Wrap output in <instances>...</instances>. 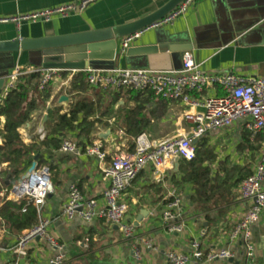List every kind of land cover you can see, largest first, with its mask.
<instances>
[{
	"label": "crops",
	"instance_id": "1",
	"mask_svg": "<svg viewBox=\"0 0 264 264\" xmlns=\"http://www.w3.org/2000/svg\"><path fill=\"white\" fill-rule=\"evenodd\" d=\"M87 0H0V19H12L54 10L66 6H79ZM169 0H94L84 10H76L67 17L54 16L50 22H16L0 24V42L16 39H40L47 36H68L103 31L137 20L167 4ZM192 48L191 51L202 71L210 76L233 73L246 78L264 79V0H197L185 14L172 23L150 28L142 32L130 48L147 46ZM129 48V49H130ZM184 52V53H187ZM162 53L136 55L117 64V68L169 72L181 68L183 54ZM37 55L29 53L0 56V72L16 69L30 74L38 69L32 63ZM127 93V92H126ZM125 92L103 91L89 88L86 92L72 93L71 86L62 91L60 84H53V95L44 110L33 115L31 121L19 133L27 146L42 149L38 166L48 168L53 192L39 207V223L50 221V232L63 246L67 264H168L170 251L189 254L191 244L198 241L207 254L213 250L233 249L236 257L231 261L212 264H244V249L233 244L230 235L250 207L241 200L237 189L216 196L217 205L208 204L200 213L192 202L194 189L191 185L179 187L176 182L179 167L168 171L167 186L174 188L183 200L185 229L183 233H169L162 221V213L168 203L166 189L154 182L151 170L142 172L125 191L124 200L130 206L128 220L137 229L140 238L152 241L153 249H142L138 260L132 242L124 240L116 227L104 221L86 223L80 218L69 221L63 214L68 201L69 188L76 185L87 200H102L108 188L99 164L85 156L63 155L50 143L52 139L72 136L81 145L100 141L109 150L117 146L122 152H134V137L127 133L123 117L142 104V115L148 120L144 133L153 143L175 136L178 131L188 130L183 119V108L178 103L160 104L146 95L132 98ZM213 93L221 94L219 87ZM211 93V94H213ZM70 101L60 103L61 97ZM81 98H90L94 105L95 129L89 138H79L78 130L65 129L55 134L57 114H67ZM1 128L4 127L5 118ZM78 126L77 123L74 124ZM246 121L236 122L229 130L207 134L198 146L212 152L214 160L205 162L211 170V178H218L228 187L234 185L244 171L252 173L260 159L263 138L254 136L246 129ZM106 138V139H105ZM1 147L4 140L0 137ZM61 146V145H60ZM111 162L108 157L106 166ZM9 163H0V174L9 169ZM30 168V167H29ZM28 168V169H29ZM28 169L25 174H27ZM236 170V171H235ZM18 180L16 187L23 176ZM241 176V177H240ZM5 175H0V210L6 202L8 190L3 187ZM264 185V183H263ZM13 187V188H14ZM215 203V202H214ZM215 203V204H216ZM38 223V224H39ZM9 230L0 216V264H10L14 259L13 247L24 231ZM252 241L256 249V263L264 264V212L253 228ZM55 251L44 241H33L28 257L20 264H50Z\"/></svg>",
	"mask_w": 264,
	"mask_h": 264
},
{
	"label": "built area",
	"instance_id": "2",
	"mask_svg": "<svg viewBox=\"0 0 264 264\" xmlns=\"http://www.w3.org/2000/svg\"><path fill=\"white\" fill-rule=\"evenodd\" d=\"M93 1L87 0L79 6H66L19 18L0 19V24L21 21L50 22L54 16L67 17L76 10H84ZM196 1L186 0L177 11L156 27L172 23L176 18L183 16L187 8ZM140 34L124 38L120 43L121 51L125 53ZM32 73L40 74L41 90L51 83H59L61 90L66 91L77 74L85 73L91 89L117 93L132 90L151 92L156 98L178 103L183 108V119L189 126L188 130L178 131L174 137L159 143H153L147 134H141L132 138V153L122 152L115 145L112 146L113 150H109L100 141L81 145L72 136L61 139V154L83 155L96 161L109 184L100 201L87 200L76 185H71L68 201L63 209L64 216L69 221L76 218L86 223L104 221L116 227L124 240L132 242L133 253L138 260H141L142 249L151 250L153 244L151 240L140 238L136 227L129 222L130 206L124 200L125 191L142 172L151 170L154 182L166 189L165 200L168 203L162 213V221L167 231L183 233V200L177 196L174 188L167 186L168 171L175 169L177 159L179 164L196 159L198 145H194V142L198 144L211 132L229 130L236 122L246 121V129L254 136L261 135L263 141L258 163L238 189L241 200L249 202L250 207L231 232L230 240L233 244L242 245L244 264L256 263V249L252 241L253 228L259 223L264 212V79L246 78L233 73L207 75L196 62L194 55L189 52L183 54L181 68L169 72L119 68L114 71L88 69L83 72L36 69ZM24 74L16 69L9 76L0 95V104L15 89L19 77ZM216 87L221 89V94L213 93ZM3 121L4 118L0 117V137ZM108 157H111V162L106 166ZM51 186L49 169L37 166L36 170L23 177L5 198L6 201L13 202L25 200L39 208L52 194ZM50 225L49 220H41L36 227L24 231L12 249L14 259L10 264H20L21 260L26 259L30 244L36 240L44 241L55 251L50 264H67L63 246L51 234ZM235 257V251L229 248L204 254L198 241L192 242L189 254L170 251L166 255L168 264H212L231 261Z\"/></svg>",
	"mask_w": 264,
	"mask_h": 264
},
{
	"label": "trees",
	"instance_id": "3",
	"mask_svg": "<svg viewBox=\"0 0 264 264\" xmlns=\"http://www.w3.org/2000/svg\"><path fill=\"white\" fill-rule=\"evenodd\" d=\"M40 86L41 76L39 73L24 74L19 77L15 89L0 104V117L5 118L1 134L4 147L0 146V163H9L10 165L9 169L1 174L5 175V180L2 183L8 191H11L21 176L25 174L37 154H40L41 160H43L42 149L36 145L27 146L24 144L19 133V130L31 121L35 113L46 108L47 103L52 98L53 84H49L43 90L40 89ZM89 88L85 73H79L73 78L71 83L72 93L86 92ZM126 94L132 96V98L146 95L149 99H157L160 104L169 102L156 98L151 92L145 93L132 90ZM142 111L141 104L123 117V122L128 126L127 133L132 137L143 134L144 128L148 124V120L143 117ZM94 112V105L90 98H81L67 114H57L58 124L54 130L55 134L65 129H71L78 130L80 139L83 137L89 138L96 124V121L90 120ZM75 123L78 126H75ZM50 143L56 149L61 145V141L57 138L52 139ZM213 160L212 152L199 145L196 159L192 162H181L176 176V179L179 180L176 184L179 187L184 185L193 187L192 202L200 213L207 215L209 222L211 218L206 212L209 210L207 205H217L216 196L227 193L232 189L238 190L242 181L251 175V172L244 171V173H241L243 176H240L241 178L234 185L228 187L226 183L221 182L218 178H211V170L208 166H205V162H212ZM2 189L0 186V191ZM0 216L7 229L21 232L24 229H32L38 225L39 208L28 204L25 200L19 202L6 201L0 210Z\"/></svg>",
	"mask_w": 264,
	"mask_h": 264
},
{
	"label": "water",
	"instance_id": "4",
	"mask_svg": "<svg viewBox=\"0 0 264 264\" xmlns=\"http://www.w3.org/2000/svg\"><path fill=\"white\" fill-rule=\"evenodd\" d=\"M185 1L169 0L167 4L153 13L103 31L68 36L47 34L40 39H16L11 42H0V56L29 53L39 57L37 62L32 63L38 69L83 72L88 69L114 71L117 64L120 65L122 60H127L136 55H149L160 51L165 54H181L191 51L192 48L159 45L139 49L130 48L123 53L120 49V43L126 37L158 26L177 11ZM10 75L9 70L0 72V95ZM69 101L65 96L60 98V103L66 102L68 104ZM194 145H197V142H194ZM40 159V154L33 158L27 174L23 176L24 178L36 170ZM176 163L179 166V159L176 160ZM50 190H53V186L50 187Z\"/></svg>",
	"mask_w": 264,
	"mask_h": 264
},
{
	"label": "rangeland",
	"instance_id": "5",
	"mask_svg": "<svg viewBox=\"0 0 264 264\" xmlns=\"http://www.w3.org/2000/svg\"><path fill=\"white\" fill-rule=\"evenodd\" d=\"M51 175H52V177H53V175H54L52 170H51ZM12 190H13V189H12ZM12 190H11V191H12Z\"/></svg>",
	"mask_w": 264,
	"mask_h": 264
}]
</instances>
